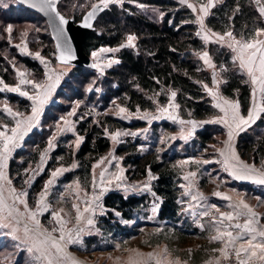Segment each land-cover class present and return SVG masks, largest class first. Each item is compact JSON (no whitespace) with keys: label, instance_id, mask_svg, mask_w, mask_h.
I'll return each mask as SVG.
<instances>
[{"label":"rangeland","instance_id":"obj_1","mask_svg":"<svg viewBox=\"0 0 264 264\" xmlns=\"http://www.w3.org/2000/svg\"><path fill=\"white\" fill-rule=\"evenodd\" d=\"M126 1L129 0H108L107 5L102 0H83L79 2V5L78 0H53V3L59 9L60 6L65 5L67 10L77 12L82 19L85 13L91 9H95L98 13L112 4L122 5ZM179 1L191 5L190 8L196 15L198 35L206 43V49L200 53L199 57L215 77L213 84L205 85V89L215 106L219 105L217 107L221 108L215 107L218 112L213 117L215 120L210 122L216 126L214 140L208 142L206 147H202L196 135L197 129L203 127L202 121L193 124L194 129L197 128L194 135L189 133L192 120L181 116L179 105L175 102L176 93L175 96L172 95L174 92L166 104H158L152 111L131 112L125 104L117 99L103 106L101 95L107 91L104 81L107 70L120 62L118 47L101 46L93 50L89 55L93 66L84 67L80 71L76 65L57 61L55 43L51 37L49 24L43 16L32 11L19 0H0V93L3 95L0 98V132L12 136V129L17 128V122H20L15 141L9 143V152L3 153L4 139L0 137V153H3L0 156V264H70L68 257L78 262V245H86L85 248L80 249L85 251L83 254L86 259L93 258L101 250L98 248L105 244L107 246V242L116 245L112 249H107L110 251L128 246L148 249V247L158 245H148L151 237L150 232H155L156 239H163L167 234H160V232H171L172 230L169 228L175 224L158 218L160 205L152 189L156 175L150 173L141 180L133 181L127 176L123 157L116 153V148L128 137L133 140H141L142 150H147L155 144L158 145V150L162 153L180 152L181 155L184 154L183 158L177 160L182 173L192 171V169L198 170L196 171L197 180L203 184H205V177L207 180L209 178L206 171L203 168L200 169L199 166L205 161L214 162L218 158L222 162H226L228 159L226 155L230 157L232 143L236 139V132L240 129L237 127L238 124L240 125V119H238L240 116L236 113V109H233V103L228 101L232 99L222 93L221 84L224 79L221 68L216 65L210 53L209 45L217 43L229 48L232 58L240 67L241 64L235 57V53L240 54L237 42L264 41V29L256 38L249 41L236 36L232 31L218 33L207 26L206 19L219 0H211L213 6L208 9L206 16L201 8L207 6L209 0ZM257 3L261 9L264 8L263 0H257ZM94 5L95 7H93ZM153 9L151 8V11L155 13L156 17L163 16L160 11ZM71 17L77 21L74 16ZM201 18H203V27L199 22ZM9 26H11V32L8 31ZM229 32L232 33L231 36L227 35ZM129 36L135 38L131 44L135 45L136 37ZM250 51L252 50L245 52L249 55ZM205 53H207L209 61L207 63L204 58ZM248 55L244 56L246 60ZM23 57L36 60L38 67L35 70L28 67L22 61ZM258 61L259 58L256 65ZM241 69L248 76L255 100L262 97L264 101V83L261 82L264 77L260 76L259 71L256 72L257 67L253 68V74L257 77L255 83H253L252 75H249L245 68L241 67ZM21 73L23 76L20 75ZM22 79L31 81V83L21 84ZM34 85H40V87L37 88ZM253 86H255V90H253ZM259 87L263 91H259ZM13 88H19V91H11L10 89ZM22 92L27 95H21ZM11 94H16L18 99L13 101L9 99ZM102 106L105 112L113 116L129 123L141 120L143 125L108 132L112 147L94 162L90 178H83L80 174L68 176L70 172L78 168L75 153L84 140L83 135L77 133L78 121L76 117L83 114L88 108L99 110ZM34 107L38 108L35 115L33 114ZM121 109L124 111L121 112ZM165 121L168 122V126H163ZM69 133L74 134L75 137L66 144L68 152L57 158L60 163L58 164L56 160L58 165L50 172L42 189L37 193L35 203L31 204L28 198L29 189L45 172L60 139ZM117 133L119 135L113 139ZM40 141L44 142L46 146L42 149L37 163L30 162L26 167L20 169L19 174L22 175L19 178L20 181L23 179L24 187H18L11 176L12 162L15 161L17 164L23 165L26 157L30 156V153L36 148L35 144ZM20 154L22 157H18ZM218 165L215 164L213 168L218 169ZM58 170L59 174L54 176L53 173H57ZM219 187L223 188L215 174L209 186H205L209 190ZM114 188L122 189L126 195L130 192L150 195V206L142 211V213L147 212L148 217L141 216L139 219L150 223L151 226L137 228L141 233L127 238L123 243L103 236L96 223V220L100 221L101 214L105 210L104 196ZM183 197V195L180 196V198ZM246 197L253 205L264 206L263 196L254 197L251 194H246ZM182 206L184 214L178 222L179 226H184L189 220L193 221L187 214L184 203ZM78 215L80 216L79 220L77 219ZM89 219L92 220L91 224L88 223ZM78 224L82 228V234L85 235L81 242H78ZM194 225L202 233L187 236L186 239L170 236L169 241H162L159 244L164 243L170 252L181 256L182 259L212 257L210 264H240L241 260L246 261L247 264H258L256 260L249 257L248 252L243 251H241L240 257H237L236 251L232 250L227 259L225 256L219 258L220 253L216 250V245L213 250H210L209 246V244L217 243V239L205 234L201 225L198 226L193 221ZM96 234H99L97 235L99 238L102 237V242H97L99 241L97 240L96 243L93 242L90 245L87 241L88 238H92ZM62 235L64 236L63 240L60 239ZM69 236L73 240L71 243L68 242ZM53 241L59 245L62 251H57V248L52 246ZM30 248L32 251H29ZM89 261L90 264L95 262L90 259ZM147 264L157 263L151 260Z\"/></svg>","mask_w":264,"mask_h":264},{"label":"trees","instance_id":"obj_2","mask_svg":"<svg viewBox=\"0 0 264 264\" xmlns=\"http://www.w3.org/2000/svg\"><path fill=\"white\" fill-rule=\"evenodd\" d=\"M81 1L83 0H78V5ZM151 8L157 9L163 16L156 17ZM60 11L68 17L74 16L77 21L81 19L77 12L67 10L65 5L60 6ZM206 24L215 32L232 31L236 36L249 41L264 29V13L261 12L257 0H219L207 17ZM197 31L195 13L179 0H129L122 5L112 4L103 9L95 21L93 33L84 46L88 55L101 46L119 48L120 62L107 70L104 80L107 91L101 95L103 106L117 99L131 112L152 111L158 104H166L174 92L183 118L200 121L214 117L218 111L206 92L205 85H212L215 77L199 57L206 49V43ZM129 35L136 37L135 45L127 42ZM209 50L216 65L221 68L224 79L221 84L223 95L238 100L242 113L247 115L252 104V86L247 74L234 61L229 48L212 43ZM21 59L34 70L38 67L36 60L29 57ZM77 67L81 71L85 66ZM2 96L0 93V98ZM9 96L12 101L18 99L16 94ZM103 106L99 110L88 108L76 117L77 133L83 135L84 140L75 153L78 168L68 176L80 174L83 178H90L94 162L112 147L108 132L143 125L141 120L129 123L113 116L105 112ZM163 126H168V122L165 121ZM215 127L208 123L197 129L196 135L202 147L214 140ZM74 137V134L69 133L60 139L45 172L29 189L28 198L31 204L35 203L36 195L50 176V172L60 163L57 158L68 152L67 142ZM141 142L128 137L117 146L116 153L123 157V165L130 180H141L150 173L156 175L152 189L160 205L158 218L175 224L169 228L171 232H160L167 234L163 239H156L155 232H150L148 245L169 241L170 236L186 239L187 236L202 233L193 226L191 220L184 226L178 224L184 214V208L179 201L182 195L183 171L177 160L183 158L184 154L162 153L155 144L147 150H142ZM35 146L23 165L12 162L11 176L18 187H24L23 179L20 181L19 178L22 175L19 174L20 169L30 162L37 163L46 144L40 141ZM237 149L245 161L255 164L263 162L264 112L252 127L240 133ZM18 157H22V154ZM103 202L107 210L97 225L103 236L123 243L127 238L141 233L137 228L151 226L150 223L139 219L141 216L148 217L147 212L142 213L150 206L148 193L125 195L118 190H111L104 196ZM96 236L88 238L90 245L97 240L102 242V237ZM107 243L108 247L114 245Z\"/></svg>","mask_w":264,"mask_h":264},{"label":"crops","instance_id":"obj_3","mask_svg":"<svg viewBox=\"0 0 264 264\" xmlns=\"http://www.w3.org/2000/svg\"><path fill=\"white\" fill-rule=\"evenodd\" d=\"M246 54L248 55V53L245 52L244 56H247ZM239 56L240 54L235 53L236 59L241 64ZM258 58L259 54L257 53L256 61ZM244 60L245 62L247 61L245 57ZM258 64L256 65L255 62L253 65L258 69ZM254 67H252V69ZM243 68H245L249 73L247 66ZM257 71L258 70H256V72ZM249 75L251 74L249 73ZM253 88V90H255V86H253ZM259 91L263 90L260 88ZM228 101L233 103V105H238V108L236 109V113L240 116L238 119L241 120V118H243L244 120H248L250 113H252L254 117L252 120H248V123L246 124L240 123V129L236 132V139L234 143H232L230 157L226 155V158H228L226 159V162H222L218 158L214 162L205 161L203 164H201V166H199L200 169L203 168L207 173L206 175H208L209 179L207 180V177L204 179L205 184L198 182L196 172L198 170L196 169H192V171H186L184 174H181L182 195L184 197L180 198L181 201H183H180V203L185 204L187 214L194 222L197 223L198 226L201 225L200 227L205 231V234L211 237H220L217 239V243L209 244L210 250H213V247L216 245V250H218L220 253L219 258L224 256V253L220 251L221 249L226 248L227 255H229L232 250L236 251L240 249L242 245L247 247L245 242L251 239L254 235L256 237L255 240H253L254 244L264 243V237H261L257 234L259 231H264V206H255L246 197V194H251L254 197L263 196L264 198V183L260 182L264 180V160L260 164L249 163L242 159L237 149V142L240 133L252 127L264 112V101L262 100V97H258V99L255 100L254 96L252 95V104L247 115L242 113L241 104L239 101ZM214 107L217 106L214 104ZM217 109L221 108L217 107ZM212 120L215 119L212 117L210 119L200 120L202 121L201 125L203 126L208 122L210 123ZM191 122L192 127L190 128L189 133H193L194 135L197 128L194 129L195 127H193V124L198 121L192 120ZM215 164H219L218 169L213 168ZM214 174L219 182H221L223 188L219 187L215 190L206 189L205 186H209ZM111 190H118L124 193L122 189L118 188ZM216 193H219V195H216ZM124 194L126 195V193ZM130 194H133V192L128 193V195ZM260 202L263 201L260 200ZM243 204H247L249 208L257 214L252 218L254 222L251 225V227L257 230L256 233H249L243 227H236L237 224L243 226L246 220L249 219L247 214L248 210L243 207ZM106 210L107 209L105 207L101 217L106 213ZM224 213L232 214L234 219H226L224 216H222ZM98 222L99 220H96L97 225ZM226 232L232 233L233 239L231 243H229L230 238L226 235H223ZM78 236V242H81L83 236H85L82 234V228L80 224H78ZM94 243H96V241ZM81 245L83 244L81 243ZM114 246L116 245L108 247L105 244L103 247H97L101 250L98 251L93 258L89 257L86 259V256L83 254L85 251L80 250L85 248L86 245H78V262H75V264H90L89 259L94 260V264H147V262H150L151 260L155 261L157 264H210L212 262V257H204L202 259L191 257L182 259L181 256L170 252L167 248V245L164 243L148 247V249L141 248L139 246H128L124 247L123 249H113L111 251L107 250L112 249ZM251 251V249L248 251L249 257L252 260H256L258 264H264V260H260L258 258L259 255H261L260 250L255 249L257 256H251Z\"/></svg>","mask_w":264,"mask_h":264},{"label":"snow or ice","instance_id":"obj_4","mask_svg":"<svg viewBox=\"0 0 264 264\" xmlns=\"http://www.w3.org/2000/svg\"><path fill=\"white\" fill-rule=\"evenodd\" d=\"M102 2L105 5H107L108 0H102ZM42 3L47 4L49 7H52L53 10H54L53 0H42ZM212 6H213L212 5V2H211V0H209V4L207 6H204V7L201 8V11L204 13L205 16L208 14V9L211 8ZM93 7H95V5ZM189 7H191V5H189ZM261 12H264V8L261 9ZM57 15H59V14H57ZM91 15H92V13H89V16H91ZM60 21H61V23H67V21H65L63 17H60ZM199 22H200L201 26L203 27V18H201ZM85 26H90V25H87L86 24ZM8 31L11 32V26H9ZM227 35L228 36H231L232 33L229 32V33H227ZM134 39H135L134 37L129 36L128 37V43L131 45L132 44V41ZM220 39H223V37H220ZM237 44L239 45V52H240L239 58L241 60V67H245V66L248 67V71L252 75L253 83H255L256 80H257V77L253 74L252 65L255 64V62H256L257 53H259V67H258V71L260 73V76L261 77H264V41L254 40V41H251V42H244V43L237 42ZM246 50H252V51H250V53L248 55V59L245 62V60H244V53H245ZM37 55H39V54L37 53ZM93 55H95V53H93ZM204 58H205V62L206 63L209 62L207 60V53L204 54ZM20 75L23 76V73H21ZM20 82H21V84L31 83V81H27V80H23V79ZM261 82L264 83V80H262ZM34 87L39 88L40 85H34ZM10 90L11 91H19V88H13V89H10ZM21 95H27V93H23L22 92ZM172 95L175 96V93H173ZM40 103H43V101H40ZM217 106H219V105H217ZM232 107L235 110V109L238 108V105H235L234 104V105H232ZM9 111H11V110L9 109ZM123 111H124V109H121V112H123ZM37 112H38V108L37 107H34L33 108V114L35 115ZM253 118H254L253 117V114L250 113L249 114V117H248V120H252ZM248 120H244L243 118H241L240 123L241 124H246V123H248ZM19 123L20 122H17V128H13L12 129V136H7L5 133L0 132V137H3V139H4L3 153H7V152L10 151L9 143L15 141V139L17 137V129L19 128ZM239 126L240 125L238 124L237 127H239ZM118 135H119V133L115 134L113 136V139H116V136H118ZM229 135L231 136V133H229ZM3 153H0V156H2ZM57 174H59V170H58L57 173H53L54 176L57 175ZM260 182L261 183H264V180H262ZM49 183H51V181H49ZM216 195H219V193H216ZM243 207L248 210V213L247 214L249 216V219L246 220V222H245V224L243 226L237 224L236 227L237 228L243 227L249 233H256L257 230L255 228L251 227V225L254 222L252 218L255 217L257 214L255 212H253L249 208V206L247 204H243ZM85 211H87V209H85ZM222 216H224L228 220L234 219V217L230 213H224V214H222ZM58 219H59V217H58ZM77 219L78 220L80 219V216L79 215L77 216ZM88 223L91 224L92 223V220L89 219L88 220ZM257 234L259 236H261V237H264V231H259ZM223 235H226V236H228L230 238L229 243L232 242V239L233 238H232V233L231 232H226ZM219 238L220 237H213V239H219ZM255 238L256 237L254 235V236H252L251 239H249V240H247L245 242L247 244V247H244L242 245L240 249L236 250V256L237 257H240L241 251L247 253L249 251V249L252 250L251 251V256H257V252L255 251V249H259L261 255H259L258 258L260 260H264V243H256V244H254L253 243V240H255ZM60 239L63 240L64 239V236L62 235L60 237ZM68 242L69 243L73 242L71 236H69ZM52 246L55 247V248H57V251H62V249H60L59 245L55 241H53V245ZM29 251H32V249L30 248ZM220 251L222 253H224L225 258L227 259L228 258V255H227L226 248L225 249H221ZM37 258H39V257H37ZM67 259L70 261V264H75V261L72 260L70 257H68ZM240 264H247V262L244 261V260H241L240 261Z\"/></svg>","mask_w":264,"mask_h":264},{"label":"water","instance_id":"obj_5","mask_svg":"<svg viewBox=\"0 0 264 264\" xmlns=\"http://www.w3.org/2000/svg\"><path fill=\"white\" fill-rule=\"evenodd\" d=\"M31 10L43 16L50 28L51 37L55 43L57 61L76 66L92 67L93 62L85 51V43L95 29V21L101 12L91 9L85 13L80 21L64 15L53 3L54 10L42 0H19ZM89 13H92L89 16ZM59 14V15H57ZM63 17L67 23H61ZM90 26H85V25Z\"/></svg>","mask_w":264,"mask_h":264}]
</instances>
